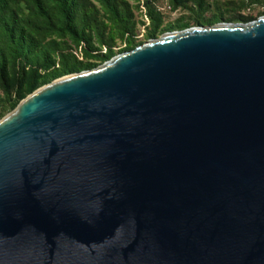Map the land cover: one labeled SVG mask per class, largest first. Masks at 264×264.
I'll list each match as a JSON object with an SVG mask.
<instances>
[{
	"label": "water",
	"instance_id": "1",
	"mask_svg": "<svg viewBox=\"0 0 264 264\" xmlns=\"http://www.w3.org/2000/svg\"><path fill=\"white\" fill-rule=\"evenodd\" d=\"M0 264H264V15L162 33L0 118Z\"/></svg>",
	"mask_w": 264,
	"mask_h": 264
},
{
	"label": "trees",
	"instance_id": "2",
	"mask_svg": "<svg viewBox=\"0 0 264 264\" xmlns=\"http://www.w3.org/2000/svg\"><path fill=\"white\" fill-rule=\"evenodd\" d=\"M166 5L169 12L186 14L168 22L158 8L161 0H0V118L42 85L92 69L162 33L248 23L264 15V0H166ZM255 8L261 9L255 16L241 14Z\"/></svg>",
	"mask_w": 264,
	"mask_h": 264
},
{
	"label": "rangeland",
	"instance_id": "3",
	"mask_svg": "<svg viewBox=\"0 0 264 264\" xmlns=\"http://www.w3.org/2000/svg\"><path fill=\"white\" fill-rule=\"evenodd\" d=\"M161 7L163 8V11L165 13V16H166V20L168 22H174L176 19H178L181 15H185L186 13L185 12H182L181 10H178V11H173V12H169L168 11V7L166 5V0H161ZM260 8H255V10H250V11H244L243 15L245 16H249V15H257V13L260 12ZM141 31H143L142 29H140ZM140 31V33L142 34V32ZM140 37V36H139Z\"/></svg>",
	"mask_w": 264,
	"mask_h": 264
},
{
	"label": "built area",
	"instance_id": "4",
	"mask_svg": "<svg viewBox=\"0 0 264 264\" xmlns=\"http://www.w3.org/2000/svg\"><path fill=\"white\" fill-rule=\"evenodd\" d=\"M158 8H159V10L163 11L162 7L159 6ZM140 16H141L142 20L145 22V25H147L148 24V20L145 17V9L142 6V3H140ZM142 29H143V27H142Z\"/></svg>",
	"mask_w": 264,
	"mask_h": 264
}]
</instances>
